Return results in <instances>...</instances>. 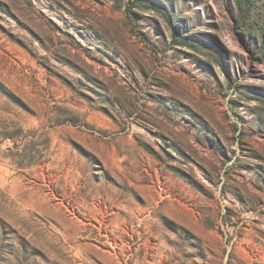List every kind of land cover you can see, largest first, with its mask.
I'll list each match as a JSON object with an SVG mask.
<instances>
[{
	"label": "rangeland",
	"instance_id": "1",
	"mask_svg": "<svg viewBox=\"0 0 264 264\" xmlns=\"http://www.w3.org/2000/svg\"><path fill=\"white\" fill-rule=\"evenodd\" d=\"M0 264H264V0H0Z\"/></svg>",
	"mask_w": 264,
	"mask_h": 264
}]
</instances>
